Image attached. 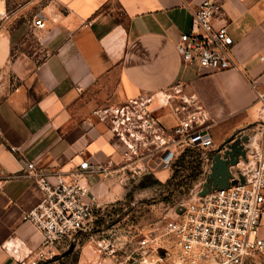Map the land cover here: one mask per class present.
<instances>
[{"label":"crops","instance_id":"obj_1","mask_svg":"<svg viewBox=\"0 0 264 264\" xmlns=\"http://www.w3.org/2000/svg\"><path fill=\"white\" fill-rule=\"evenodd\" d=\"M202 1L0 0V264L30 258L42 241L22 220L43 197L27 163L66 172L82 161L123 167L121 144L94 114L103 107L154 95L149 109L168 129L179 98L195 95L213 140L260 130L252 83L264 89V0H221L235 65L220 72L185 62L176 49ZM36 15L44 29L33 26ZM121 172L88 178L100 202Z\"/></svg>","mask_w":264,"mask_h":264},{"label":"built area","instance_id":"obj_2","mask_svg":"<svg viewBox=\"0 0 264 264\" xmlns=\"http://www.w3.org/2000/svg\"><path fill=\"white\" fill-rule=\"evenodd\" d=\"M32 24L37 29L46 27L41 15L34 16ZM233 45L221 0H203L193 8L191 30L179 36L176 49L185 62L220 72L235 65ZM252 88L264 116V89L254 82ZM173 91L179 95L183 90L176 86ZM164 97L171 100L174 96L166 93ZM154 99V95L140 96L94 112L123 148L120 169H113L112 161H82L70 172L27 163L26 175L33 178L43 197L24 212L22 220L41 233L42 241L31 257L19 264H58L80 236L93 232L102 203L88 181L90 176L109 178L127 168L136 176L148 170L145 160L155 154L162 153V167L169 168L178 151L214 148L211 119L195 95L179 98L180 104L173 108L176 125L168 129L149 109ZM260 127L249 136L245 158L240 157L231 167L229 182L237 183L227 189H212L204 196L199 195L200 187L183 213L165 223L159 236L138 243L137 258H129V263L264 264V240L259 236L264 217V118ZM211 166L212 162L206 178Z\"/></svg>","mask_w":264,"mask_h":264},{"label":"rangeland","instance_id":"obj_3","mask_svg":"<svg viewBox=\"0 0 264 264\" xmlns=\"http://www.w3.org/2000/svg\"><path fill=\"white\" fill-rule=\"evenodd\" d=\"M251 131L234 132L227 139L214 136L210 150L189 148L176 152L169 168L162 167V153L145 160L148 167L140 175L129 168L107 184L93 232L78 238L72 255L58 264H128L137 258L138 243L160 235L169 220L185 209L191 195L203 186L206 172L217 152L227 150L237 139Z\"/></svg>","mask_w":264,"mask_h":264},{"label":"water","instance_id":"obj_4","mask_svg":"<svg viewBox=\"0 0 264 264\" xmlns=\"http://www.w3.org/2000/svg\"><path fill=\"white\" fill-rule=\"evenodd\" d=\"M249 140V136L242 138H237L227 150H224L216 153L212 159V166L210 169V174L207 176L205 183L203 184V189L200 192V196L208 194L212 189H227L231 184H236L237 181L232 183L229 180L232 178L231 167H234L238 164L239 158H245L246 150L245 145ZM242 183L244 179L241 177ZM75 245L72 244L70 249L65 253L70 254L74 251ZM128 264H138L128 263Z\"/></svg>","mask_w":264,"mask_h":264},{"label":"trees","instance_id":"obj_5","mask_svg":"<svg viewBox=\"0 0 264 264\" xmlns=\"http://www.w3.org/2000/svg\"><path fill=\"white\" fill-rule=\"evenodd\" d=\"M189 151V148L188 149H185L182 153V157H185L186 156V153Z\"/></svg>","mask_w":264,"mask_h":264},{"label":"flooded vegetation","instance_id":"obj_6","mask_svg":"<svg viewBox=\"0 0 264 264\" xmlns=\"http://www.w3.org/2000/svg\"><path fill=\"white\" fill-rule=\"evenodd\" d=\"M73 252H74V251H73ZM73 252H72V253H70V254H67V257H68V256H70V255H72V254H73ZM67 257H66V258H67Z\"/></svg>","mask_w":264,"mask_h":264}]
</instances>
